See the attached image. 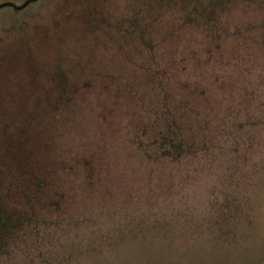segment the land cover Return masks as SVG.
Listing matches in <instances>:
<instances>
[{
  "label": "rangeland",
  "instance_id": "obj_1",
  "mask_svg": "<svg viewBox=\"0 0 264 264\" xmlns=\"http://www.w3.org/2000/svg\"><path fill=\"white\" fill-rule=\"evenodd\" d=\"M0 212V264H264V0L1 8Z\"/></svg>",
  "mask_w": 264,
  "mask_h": 264
},
{
  "label": "water",
  "instance_id": "obj_2",
  "mask_svg": "<svg viewBox=\"0 0 264 264\" xmlns=\"http://www.w3.org/2000/svg\"><path fill=\"white\" fill-rule=\"evenodd\" d=\"M37 1L38 0H30V2L27 4V6H29L31 3H34V2H37ZM24 3H25V1L22 2V3H16V2H13V1H3V2H0V9L4 8V7H13L15 9H17V10H21V9H18L16 6L17 5H22ZM26 7H24V8H26Z\"/></svg>",
  "mask_w": 264,
  "mask_h": 264
},
{
  "label": "trees",
  "instance_id": "obj_3",
  "mask_svg": "<svg viewBox=\"0 0 264 264\" xmlns=\"http://www.w3.org/2000/svg\"><path fill=\"white\" fill-rule=\"evenodd\" d=\"M1 213V212H0ZM0 216H2L1 218H2V223L3 222H6V223H8L9 225H12L13 226V220L11 219V218H9V217H7V216H5V215H2V213H1V215Z\"/></svg>",
  "mask_w": 264,
  "mask_h": 264
},
{
  "label": "snow or ice",
  "instance_id": "obj_4",
  "mask_svg": "<svg viewBox=\"0 0 264 264\" xmlns=\"http://www.w3.org/2000/svg\"><path fill=\"white\" fill-rule=\"evenodd\" d=\"M30 2V0H25V3L24 4H22V5H17L16 7L18 8V9H23L24 7H26L27 6V4Z\"/></svg>",
  "mask_w": 264,
  "mask_h": 264
}]
</instances>
